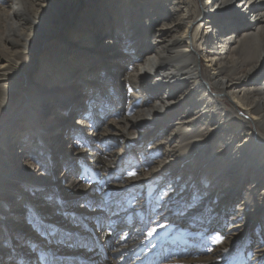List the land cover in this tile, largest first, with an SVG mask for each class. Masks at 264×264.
Returning <instances> with one entry per match:
<instances>
[{"label":"bare ground","instance_id":"1","mask_svg":"<svg viewBox=\"0 0 264 264\" xmlns=\"http://www.w3.org/2000/svg\"><path fill=\"white\" fill-rule=\"evenodd\" d=\"M263 4L264 0H0V21L3 16L11 17L0 23V123L10 104L5 123L8 127L19 125V117H16L19 112H24L27 117L23 124L26 127L20 130V150L15 152L9 151L18 133L5 136L0 125V198L13 194L14 183L8 181L13 172L25 182L39 176L37 167H28L29 160L25 159L24 153L33 151V147H26L24 142L28 129L36 134L38 142L44 137L49 139L41 124H45L54 111V104H47L46 99L50 89L66 83L72 73L80 72L92 80L96 87L93 94L91 91V96H95L93 111L103 117L83 112L79 104L77 112L66 119L64 127L67 130L70 121L77 118V126L83 127L84 131H77L67 141L78 137L77 144L83 143L98 135L99 128L93 120L106 119L113 113L110 108H115L114 100L109 101L101 93L109 87L112 92L121 93L125 77L115 70V65L122 62L119 54L128 52L129 58L124 63L136 66L133 74L135 97L143 100L133 121L134 129L145 125L143 130H151L160 124L156 115L162 112L169 117L172 126L157 143L160 147L154 145L160 150L157 169L167 177L153 182L156 178L153 174L149 178L152 183H148L154 189L162 183L168 184L161 191L158 203L152 204L148 200L144 207L153 210L152 230L156 231L162 222H173L177 214L197 221L198 209L214 200L215 207L224 208L223 216L226 212L230 215L226 234L221 237L224 243L219 248L218 258L210 264H264V211L260 212L264 208V80L260 81L261 73L254 79L257 70L264 66V9L253 11L254 6ZM237 18L244 20L243 25L250 24V29L242 24L240 28L232 24L231 20ZM254 20L258 24H253ZM88 45L100 53L85 62L88 67L83 68L85 65L81 60L88 57L82 52H86L84 47ZM32 63L34 68H31ZM110 70L118 77L112 79L108 75ZM97 73L101 77L96 78ZM250 80L253 84L246 85ZM70 88L71 84L62 98H66ZM222 99L227 103L220 101ZM123 110L121 103L117 116L123 115ZM127 122L114 150L101 155L99 163L104 176L133 153L134 145L130 141L135 132L128 129L132 122ZM86 127L91 129L85 132ZM114 134L118 136L117 131ZM156 134H150L148 140L157 138ZM70 147L73 153L84 154L76 144ZM125 152L128 154L123 155ZM4 153L11 156L3 158ZM135 156L138 161H129H134L133 167L140 170L143 179L147 178L144 154ZM77 181L71 178L67 188L70 189V184L76 185ZM130 183L121 186L130 187ZM37 194L43 193L35 191ZM235 198L239 203L232 208ZM108 200L105 204L109 206L112 201ZM187 201V207L181 205ZM109 214V221L115 222L114 211ZM89 217L88 213L82 212L77 219L67 220L70 217L61 208L48 214V219L72 221L73 225L79 226ZM29 218L25 229L35 223L32 216ZM41 223L55 227L46 221ZM199 226L204 231L210 229V225ZM29 233L41 237L42 242L47 241L39 227L33 226ZM109 233L110 227L103 230L102 239ZM29 235H20V238L36 244L27 238ZM67 239L56 238L48 244L49 264L63 262L61 257L66 250L89 256L82 258L81 264H103L100 249L92 248L93 253L81 246L76 249ZM239 243H242L241 254L239 248L236 251ZM127 252L123 255L133 251ZM93 254L99 256L101 263L92 259ZM16 255L20 258L18 264H28L21 260L20 254ZM124 257L107 260L111 264H123L121 259ZM141 264H148V260Z\"/></svg>","mask_w":264,"mask_h":264},{"label":"rangeland","instance_id":"2","mask_svg":"<svg viewBox=\"0 0 264 264\" xmlns=\"http://www.w3.org/2000/svg\"><path fill=\"white\" fill-rule=\"evenodd\" d=\"M260 9H264V4L254 6L253 11L255 13ZM6 19L9 20L11 17L6 18L3 16L0 23H3ZM231 22L240 28L244 20L242 21L241 18H237L232 19ZM255 22L258 24L257 20H254L253 24ZM249 26L251 25L248 23L243 25V27L247 29H250ZM101 46L102 45H100V47ZM84 48L86 52L82 53L88 58L81 61L85 65V62L89 61L91 57L98 56L100 52L90 46ZM90 52H97V54L92 55ZM119 58L122 62L115 65V70L122 73L125 77V82L120 89L121 93L118 95L117 90L112 92L111 87L103 90L101 93L106 96L109 101L112 102L114 100L112 103L115 108H110L113 113L106 119H94L93 123L99 128L97 130L98 135L87 138L83 143L77 144L78 137L75 139H68L67 141V138L77 131H84L83 127L77 126V118L70 121L67 130H65L64 127L66 126V119L77 112L80 105L83 108V112H91L92 115L95 114L96 116L100 115L103 117V114L93 111L92 103L94 102L95 96H91V91L93 94L96 91V87L92 83V80H89V77L80 72L72 73L66 83L56 85L58 88L53 90L50 89V93L47 94V104L48 102L54 104L53 113L55 115L52 113L51 116H48L45 124L41 125L42 129L46 131L45 135L46 133L48 134L46 136L49 139L44 137L41 142H38L35 138L36 134L28 129V135L26 133V141L24 142L26 147H28V145L30 148L33 147V151L27 148L28 151L24 153L25 159L27 161L29 160L28 167H37L39 176L34 177L30 182H25L20 176L13 172L8 178V181L14 183L12 190L13 194L8 198H0V264H18L17 262H20V258L17 257V253L20 254L21 260L26 261L28 264H49L48 244L53 242L56 238H68L67 240L74 243V248L76 249H78V246H81L80 248L88 252L92 251V253L95 248L100 249L103 264H111L110 260H107L109 257L118 258L121 256H125L121 259L123 264L133 262L141 264V261L146 262V260H148V264H210L211 261H215L218 258L219 248L224 243L221 237L226 234L227 222L230 214L226 212L223 216L224 208L215 207L214 200V202L210 201L208 203L209 205L205 208L202 209L200 207L198 209L197 216L199 220L197 221H190V218L187 216L177 214L173 222L170 221V223H166L167 221H161L163 224L159 225L156 231H153L150 226V224L155 221L151 213L153 210L150 207H147V209L144 207L148 200L152 204L158 203L161 191H164L168 184L162 183L156 189L153 188V185H149V183H152L149 178H151L153 174H156V178L153 182L158 181L162 177H167V174L157 169L158 161L160 160V150L158 147L154 148V145L163 140L172 129V126L169 125V117L165 112H162L156 115V119H158L160 124L154 126L151 130H143L145 125L134 129L135 123H133V121L138 114L139 105L142 104L143 101L135 97L137 92L133 74L136 71V66L134 63L130 66L124 63V61L129 58L128 52L120 53ZM201 63L203 64L204 62L202 61ZM37 65L38 61L36 62L34 73L37 71ZM86 67L88 66H83V68ZM31 68H34L33 63ZM96 75V78L101 77L100 73ZM108 75L112 79L118 77V75L113 74L112 70L108 71ZM259 75L261 77L260 81L264 80V66L257 70L254 74V79L256 80ZM70 84L71 88L66 98H62V96L66 94L67 87ZM251 84H253L252 80L246 85L250 86ZM90 88H92V90H90ZM73 94H79L80 101L72 113L68 115L62 108L64 105L63 102L70 98V95L73 96ZM150 95L154 96L153 91H150ZM81 96L84 97L81 98ZM220 101L227 103L224 99ZM23 103L25 102L23 101ZM121 103H123L124 114H118L117 116V109ZM42 104H44V101L41 103V106H43ZM10 106L11 104L9 107L7 106L0 125L1 132L4 133L5 136L18 133L14 137L15 140H13L12 146L10 145V151L8 150L11 153L20 150L18 149L19 143L22 142L20 130L26 127H24L23 124L27 117L24 112H19L18 116H16L19 117V125L8 127L5 123L8 117L6 113L7 111L9 112ZM88 118H91V116L88 115ZM126 118H129V122L125 120ZM125 121L127 123L132 122L129 124L128 129L130 128V130H133L136 134V136L135 134L133 135V141H130L131 145H134L131 148L133 153L128 154L125 152L123 155L128 154L127 158L118 163L116 167L110 169L108 176H104L105 173L102 171V164L99 163L100 158L104 154H108L112 149L114 150L117 146L116 144L121 140L119 133H122L125 129ZM152 121L153 120L149 122ZM115 125H117V127ZM166 125L168 126L164 129ZM90 129L91 128L86 127L85 132ZM25 131L27 132V130ZM116 131L118 136L114 134ZM155 132L157 133V138L150 142L148 138L150 134ZM138 136L141 137L138 139ZM138 143H140L139 147L137 146ZM71 144H76L78 148L82 149V153L84 152V154L77 155L73 153L70 147ZM112 145L114 147L111 148ZM158 146L160 147V144ZM149 147H153L154 150L149 151ZM8 154L9 153H4L2 157H10L11 154ZM136 154H144L145 156L143 164L146 168V177L148 175L147 178H144L146 180L141 176L139 169H134V161H129H138L139 159L135 156ZM25 166L26 164H24L23 167ZM129 173H134V175H129ZM71 178L78 180L76 185H73L75 187L70 184V189L71 186L73 188L71 189L73 194L70 189L67 188ZM106 178H109V180ZM130 181V187L121 186ZM88 187L90 188L85 190ZM116 187L118 188L116 189ZM63 188L64 191L61 190ZM220 188L224 187L220 185ZM35 191H39L43 194L35 195ZM192 195L193 194L190 193V196ZM107 198H110L112 201L109 206L105 204V200H108ZM61 201L62 203L59 204ZM238 203L239 199L235 198L231 207L235 208ZM181 205L187 207L188 201L186 203H181ZM115 206H118L117 209L111 208ZM122 207H124V211H120ZM60 208L63 209L66 216L70 217L67 220L77 219L76 217L81 215L82 212L89 214V220L79 226L73 225V223H71L72 221L48 219L49 213H52L53 210L58 212ZM135 208L140 209L136 210ZM215 208H217V210ZM92 210H94V212H92ZM111 210L114 211V215L117 217L115 222H110L108 219ZM263 211L264 208L261 209L260 212ZM256 215L257 213H255V217ZM29 216L34 218L35 223H32L33 226L41 229L47 241L42 242L41 237H38L36 234L32 236L31 233H29V231L32 232L33 226L25 229L27 222L30 220ZM38 217H40V219ZM42 221H46L55 227H46L42 225ZM203 224L210 225V229L205 231L202 230L199 225ZM99 225L101 228H99ZM108 227H110V233L102 239L101 233ZM150 232L151 235H149ZM28 234L30 235L27 236V238L31 239L36 244L30 243L26 238H24L26 240H21L20 235L25 236ZM227 236H229V233H227ZM217 239H219V243L213 242ZM241 244L239 243L236 249L237 251L239 248L240 254ZM10 250H12V252ZM128 250H132V254L127 256L123 255L125 253L128 254ZM88 257L89 256L76 255L71 250H66L62 253L61 260L63 262L60 264H81L79 261L82 258L85 259ZM92 259L101 263V259L95 254L92 255ZM51 264L57 263L53 262Z\"/></svg>","mask_w":264,"mask_h":264},{"label":"water","instance_id":"3","mask_svg":"<svg viewBox=\"0 0 264 264\" xmlns=\"http://www.w3.org/2000/svg\"><path fill=\"white\" fill-rule=\"evenodd\" d=\"M80 101V95H76L73 94L70 95V98H68L67 100H65L64 105H63V109L65 110V112L70 115L72 113V111L74 110V108L77 106V104Z\"/></svg>","mask_w":264,"mask_h":264},{"label":"snow or ice","instance_id":"4","mask_svg":"<svg viewBox=\"0 0 264 264\" xmlns=\"http://www.w3.org/2000/svg\"><path fill=\"white\" fill-rule=\"evenodd\" d=\"M129 175H134V173H129ZM153 231H155V229H153ZM149 235H151V232L149 233ZM213 242H215V243H219V239L214 240Z\"/></svg>","mask_w":264,"mask_h":264}]
</instances>
